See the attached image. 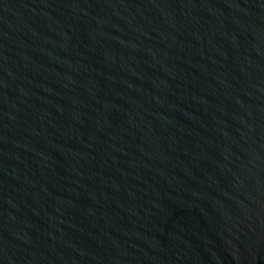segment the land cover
<instances>
[{
	"label": "water",
	"instance_id": "water-1",
	"mask_svg": "<svg viewBox=\"0 0 264 264\" xmlns=\"http://www.w3.org/2000/svg\"><path fill=\"white\" fill-rule=\"evenodd\" d=\"M0 264H264V0H0Z\"/></svg>",
	"mask_w": 264,
	"mask_h": 264
}]
</instances>
